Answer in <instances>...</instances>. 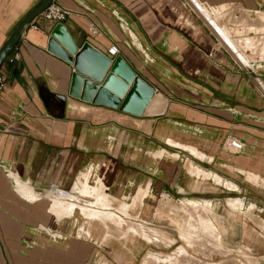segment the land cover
I'll return each mask as SVG.
<instances>
[{"label": "crops", "instance_id": "crops-1", "mask_svg": "<svg viewBox=\"0 0 264 264\" xmlns=\"http://www.w3.org/2000/svg\"><path fill=\"white\" fill-rule=\"evenodd\" d=\"M40 1L0 0V46ZM54 1L78 46L121 57L161 104L135 115L70 95L73 66L47 50L58 22L36 16L0 65V264H138L161 240L134 222L121 230L110 211L125 203V220L136 212L130 219L181 242L159 228L167 200L200 206L188 209L192 233L213 221L216 241L202 243L264 264V248L250 254L264 246V0ZM90 220L89 235L80 227ZM118 237L126 245L112 247Z\"/></svg>", "mask_w": 264, "mask_h": 264}, {"label": "water", "instance_id": "water-1", "mask_svg": "<svg viewBox=\"0 0 264 264\" xmlns=\"http://www.w3.org/2000/svg\"><path fill=\"white\" fill-rule=\"evenodd\" d=\"M51 1L41 0L20 20L0 46V65L24 29ZM47 50L73 66L69 93L76 98L141 115L154 94V89L131 70L121 57H109L88 42L78 46L62 23L55 24L51 29ZM97 81H101V87ZM94 92L96 95L92 98Z\"/></svg>", "mask_w": 264, "mask_h": 264}, {"label": "rangeland", "instance_id": "rangeland-1", "mask_svg": "<svg viewBox=\"0 0 264 264\" xmlns=\"http://www.w3.org/2000/svg\"><path fill=\"white\" fill-rule=\"evenodd\" d=\"M257 15L261 16V15H263V13L258 12ZM259 17H258V23L261 24V22L264 20V18H261V17L259 18ZM245 56H247V55H245ZM247 57L253 58V57H249V56H247ZM167 201L162 203V206L166 205V203L169 204L170 205V211L160 212L162 219L160 218L159 220L163 224V226H160L159 228L162 230H165V231H170V232H172V228H173L177 233L176 238L178 240H180L181 242L176 243V239L173 237H170V236H172V234L168 237L169 234L161 232V235H160V234L154 232L153 230L146 229L142 224L138 223L136 220L130 219V218L136 217V214H135L136 212H129V214H131L130 215L131 217L128 216L129 219L125 220L121 216V214L126 216L127 213L125 210L129 209V207L126 206L125 203L124 204H118V209L121 211L119 213H121V214L116 213L114 211H110L111 217L116 221V224H118L120 226L121 230L126 231L128 226L130 224H132V222H134V223H137L138 225H140L144 230L156 235L161 240V243H155V244L149 243L148 245L145 246V249L143 251L144 256H142L140 258L138 264H233V263L234 264H256V262L254 260L249 259L248 255H246L244 252L241 253L242 256L240 255V253H237V251L233 254H230L231 250L223 247L222 243H220L218 245L216 243H213V244L212 243H202L201 241L206 240V239H214L216 241V237H215L216 232L214 234L212 233V225L214 224L213 221L212 220L206 221L209 226L211 225L207 229L208 234L207 233L206 234H200L199 233V235L197 236L196 232L192 233V230L196 229L194 227V222H191L190 218H188V216H190V211H189L190 206H187L186 203H179V202H174V201H172V202L168 201L167 202ZM110 202L111 201H109L107 203V204H109L108 206H113L114 208H116L115 207L116 203H120V202H117L116 199L112 200L111 205H110ZM191 206H193V208H195V209H200V206H196V207H194V205H191ZM220 213H221V210H220ZM193 214H195V213H193ZM99 216L100 215H94V217H99ZM214 216L215 215H213L211 217V219L217 220V216L216 217H214ZM241 218L247 219V217H243V216H240V219ZM167 221L169 223H171L172 225L169 224ZM110 222L111 221L106 219L105 223L108 224ZM96 223L99 224L98 222H96ZM91 224H93V223L90 220V226L89 227H87V228H81L80 227V229L86 230V232L90 235L94 229L93 227H91L92 226ZM162 224H160V225H162ZM168 225H169V227H168ZM149 226H151V225H149ZM253 226L255 227V229L260 231L255 224H253ZM106 227H107V225H106ZM132 230H134V228H132ZM254 233H255V236L259 240H262V238L259 236L257 231H254ZM191 234H193V236H191ZM121 239H122V237H118L117 239H113L111 241L110 245H112V247H113L115 242L120 241ZM120 242L122 245H126V243H124V240H122ZM260 244L261 243H258L257 245L250 244V246L254 249L250 252V254L252 256L261 254L263 252L262 249L264 248V246L258 247V246H260ZM241 245L243 246L244 244H241ZM102 246H104V245L102 244ZM224 246H225V242H224ZM99 250H100V252L106 254L105 251H107V249L103 250V248L102 249L100 248ZM219 251H220V253H224V256L222 254H219L218 253ZM202 252L205 255L208 254L209 258L206 256H203ZM99 255L102 256L100 253H99ZM152 255L153 256L155 255L156 257L153 258ZM220 255H222V256H220ZM229 255L236 257V258H241V259L229 260V259H227V257ZM257 258H259V257H257Z\"/></svg>", "mask_w": 264, "mask_h": 264}, {"label": "built area", "instance_id": "built-area-1", "mask_svg": "<svg viewBox=\"0 0 264 264\" xmlns=\"http://www.w3.org/2000/svg\"><path fill=\"white\" fill-rule=\"evenodd\" d=\"M40 15H42L46 20L60 23L66 19L68 15V10L61 7L54 0H52L51 3L45 8V10ZM89 31L91 33H96V28L94 26H91L89 27ZM228 47H230L231 51L235 54L234 50L232 49L233 47L230 44H228ZM117 52L118 48L116 45H111L108 48V54L111 56L115 55ZM4 83L5 77L0 74V90L3 88ZM226 142L228 148L232 151H240L243 148V143L234 136H229Z\"/></svg>", "mask_w": 264, "mask_h": 264}, {"label": "bare ground", "instance_id": "bare-ground-1", "mask_svg": "<svg viewBox=\"0 0 264 264\" xmlns=\"http://www.w3.org/2000/svg\"><path fill=\"white\" fill-rule=\"evenodd\" d=\"M205 11H206V10H205ZM201 12H202V11H201ZM206 13H207V12H206ZM206 13H205V14H206ZM212 22H213V21H212ZM215 24H216V23H215ZM224 33H225V32H224ZM224 33H223V34H224ZM224 38L227 39L225 36H224ZM233 50H234V52L236 53V55H237V57L239 58V60H241V61H243V62H245V63L247 62V60L245 59V57H243V56L241 55V53H240L238 50L234 49V47H233ZM154 102H155V103H156V102H159V103L161 104V102L158 100L157 97H153V98L151 99V101L149 102V105H148V111H149V112H152V111H155V110H156V109H153V103H154ZM194 170H195V169H194ZM196 170H197V173H198V172L202 173V171H201L200 169H196ZM196 170H195L194 172H196ZM193 174H194V173H193ZM203 174H204V173H203ZM205 175L211 176V174H206V173H205ZM214 179H215V177H214ZM216 181H218L219 183L222 182L220 179H217V178H216ZM224 183H225V182H224ZM230 187H231V185H230ZM228 188H229V186H228ZM100 199H101V197H100ZM99 201H100V200L97 199V202H99ZM167 202H168V201H167ZM169 203H170V202H169ZM189 203H190V202H189ZM189 203H188V205H189ZM234 203H236V202H234ZM166 204H167V203H166ZM170 204H171V203H170ZM190 204H195V203H190ZM233 205L236 206L237 204H236V205L233 204ZM233 205H232V206H233ZM169 206H170V205H169ZM238 206H239V205H238ZM171 207H172V206H171ZM182 207H183V206H182ZM190 207H191V206H190ZM194 207H195V206H194ZM208 208H209V207H208ZM160 209H161V208H160ZM194 212H195V211H194ZM211 212H212V211H211ZM67 213H68V212H67ZM64 214H65V213H64ZM70 214H71V213H70ZM88 215H90V213H88ZM91 215H92V216H94V215H100V217H101V213H99V212H94V213L91 212ZM102 215H105V214H102ZM213 215H215L214 217L217 216L215 210L211 213V216H213ZM100 217H99V218H100ZM108 217H110V215H108ZM101 218H103V217H101ZM104 219H105V218H103V220H104ZM107 219H109V218H107ZM110 219H111V217H110ZM110 221L113 222V219L110 220ZM114 223H116V221H115ZM205 227H206V226H205ZM132 228H134L133 232H134V233H137V229H136L137 227L133 225ZM139 228H140V227H139ZM139 230H140V229H139ZM202 230H203V229H202ZM202 230H201L200 232H202ZM203 231H204V230H203ZM138 232H139V231H138ZM200 232H199V233H200ZM204 232H205V231H204ZM204 232H203V233H204ZM199 233L196 234V235L198 236ZM204 234H206V233H204ZM197 236H196V237H197ZM200 236H201V235H200ZM200 238H201V237H200ZM205 238H206V237H205ZM201 239H202V238H201ZM226 246H228V243H226Z\"/></svg>", "mask_w": 264, "mask_h": 264}]
</instances>
